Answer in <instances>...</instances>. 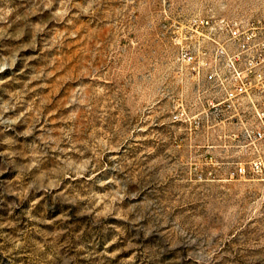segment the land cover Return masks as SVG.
Returning <instances> with one entry per match:
<instances>
[{"label": "rangeland", "instance_id": "374dc122", "mask_svg": "<svg viewBox=\"0 0 264 264\" xmlns=\"http://www.w3.org/2000/svg\"><path fill=\"white\" fill-rule=\"evenodd\" d=\"M221 19L264 0H0V264H264Z\"/></svg>", "mask_w": 264, "mask_h": 264}, {"label": "built area", "instance_id": "2783aa9c", "mask_svg": "<svg viewBox=\"0 0 264 264\" xmlns=\"http://www.w3.org/2000/svg\"><path fill=\"white\" fill-rule=\"evenodd\" d=\"M220 23L226 38L216 42L214 61L202 74L204 91L210 93L214 110L225 104L229 111L224 119L236 123L224 146L258 153L246 167L239 165L238 173H264V19Z\"/></svg>", "mask_w": 264, "mask_h": 264}]
</instances>
